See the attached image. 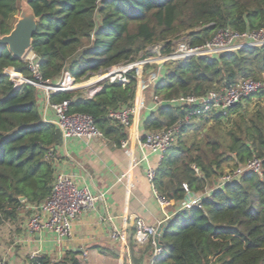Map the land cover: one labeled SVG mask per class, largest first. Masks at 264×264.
Segmentation results:
<instances>
[{
  "label": "trees",
  "instance_id": "16d2710c",
  "mask_svg": "<svg viewBox=\"0 0 264 264\" xmlns=\"http://www.w3.org/2000/svg\"><path fill=\"white\" fill-rule=\"evenodd\" d=\"M38 18L32 50L40 58L42 78L56 83L68 70L77 82L106 73L119 64L163 55L187 37L192 47L212 40L220 29L264 33V0H28ZM21 0H0V36L9 34ZM32 78L28 63L0 46V223L30 214L52 192L57 149L63 136L40 111V92L31 83L16 86L5 73ZM157 63H145L127 73L125 84L104 81L93 97L57 91L53 103L68 100L69 113L93 117L103 135L121 142L128 131L110 117L134 105L142 80ZM264 82V44L210 55L168 60L148 86V96L163 100L143 120L145 131L172 127L191 108L170 103L183 95H206L243 78ZM257 98L254 105V98ZM230 107L195 115L180 126L174 143L155 169L153 186L176 207L191 196L201 201L180 207L165 223L163 246L151 254L153 264H264V88ZM244 101V100H243ZM144 110V109H143ZM142 110V111H143ZM261 161V173L245 171L222 182V177ZM21 197H25L21 200ZM133 264L137 257L130 240ZM149 246L154 249L153 240ZM28 264H81L68 251L61 259L48 254L28 258ZM150 264V263H147Z\"/></svg>",
  "mask_w": 264,
  "mask_h": 264
},
{
  "label": "crops",
  "instance_id": "0c3cea01",
  "mask_svg": "<svg viewBox=\"0 0 264 264\" xmlns=\"http://www.w3.org/2000/svg\"><path fill=\"white\" fill-rule=\"evenodd\" d=\"M161 67L162 64H158L157 72L150 73L149 82L159 76ZM74 92L78 93L77 96H88L90 90ZM148 93L145 89L141 94L146 108L133 119L132 136L127 147L103 135L91 140L79 137L64 140L56 151L58 172L72 176L78 186H87L93 193L103 195L97 208L80 213L73 220L71 236L64 239L47 229L31 232L27 222L34 211L30 214L21 212L20 216H24L19 225L22 230L16 234L20 243L15 241L17 247L11 245L0 256L10 264H28V258L33 255L48 254L58 260L72 251L81 264H133L130 252L133 237L136 256H143L145 264H153L151 254L159 252L156 246L154 249L149 246L151 240L144 244L136 242L135 220L143 218L157 228L172 218L180 206L176 207L172 202L162 203L147 177L149 167L156 169L161 162L160 154L141 144V139L148 133L143 128V120L155 108L153 99L146 98ZM39 104L43 120L54 123L56 113L43 92H40ZM114 228L125 235L124 241L111 237Z\"/></svg>",
  "mask_w": 264,
  "mask_h": 264
},
{
  "label": "built area",
  "instance_id": "2783aa9c",
  "mask_svg": "<svg viewBox=\"0 0 264 264\" xmlns=\"http://www.w3.org/2000/svg\"><path fill=\"white\" fill-rule=\"evenodd\" d=\"M262 44H264L263 31L238 33L231 31L230 29H220L212 40L204 45L195 47L190 45L187 37H182L173 43L171 53L163 55L161 53L163 45L157 44L152 48V51L155 53L154 56L135 62L113 66L108 72L95 75L94 81L101 80L106 76V81L125 84L129 82L127 76L128 72L145 63L159 64L160 58L168 61L237 50L247 45L259 46ZM23 59L28 63L32 78L19 75L21 73L15 71L13 67L7 68L5 73L11 77L17 87L23 83H31L45 94L49 106L54 109L56 113L54 124L60 129L64 140L73 137L91 140L103 136V132L99 129L92 116L88 114L69 113L70 102L68 100L56 103L50 101L51 93L68 91L69 89L81 85L84 81L77 82L70 71L66 70L56 83H50L42 78L40 72V58L32 49ZM103 82L104 81H100L95 84L93 88L89 89L90 93L88 97H93L98 93L102 88ZM150 83L151 82L145 83L142 80V84L138 91L139 96L137 94L133 106L110 112V117L113 120L118 121L128 130L127 138H124L121 141L123 147H127L130 142L135 115L146 108L145 98L142 97L141 94L147 89ZM263 88L264 82L262 80L249 77L240 79L238 82L220 89L210 90L206 95H183L174 98L170 103L179 106L187 105L191 108L184 120L172 127L146 133L143 139H141V144L149 151L160 154L162 158L163 153L176 140L180 126L183 122L188 123L195 115H205L213 111L226 113V111L234 106L235 103L236 105L241 103L247 97L259 92ZM154 103L155 107H157L163 103V100L155 97ZM245 171H253L260 174L261 161L255 158L249 161L245 166H239L233 172L225 174L221 178L222 182L238 178ZM147 177L153 184L155 168L149 167ZM102 197V194L93 193L87 186H78L72 176L64 172H57L50 196L40 205L34 207L35 211L29 218L27 227L31 232L47 229L56 233L59 239L68 238L71 236L73 220L82 212L95 210ZM159 199L162 203H169L161 196H159ZM200 201L201 199L199 196H193L183 202L180 207L189 208L194 204H199ZM156 231V226L147 223L145 219L137 218L135 220L134 238L137 243L144 244L150 240L154 241ZM111 237L117 241L125 240V235L118 228H114ZM157 251L160 252L161 250L157 249ZM34 256L35 255L31 257ZM0 264L10 263L3 256H0Z\"/></svg>",
  "mask_w": 264,
  "mask_h": 264
},
{
  "label": "water",
  "instance_id": "95a60500",
  "mask_svg": "<svg viewBox=\"0 0 264 264\" xmlns=\"http://www.w3.org/2000/svg\"><path fill=\"white\" fill-rule=\"evenodd\" d=\"M38 28V18L35 15L34 10L30 6L27 0V6L21 11L13 30L7 34L0 36V46H7L10 52L17 58H24L26 54L32 49L33 38ZM94 76L85 80L81 85L76 88L69 89L68 91H76L80 89H91L100 81H106V76L98 81H94ZM54 85V84H53ZM236 103L234 104V106ZM25 197H21L24 200ZM167 229L166 223H161L157 227V231L154 235V242L156 249L161 250L164 240V232Z\"/></svg>",
  "mask_w": 264,
  "mask_h": 264
},
{
  "label": "rangeland",
  "instance_id": "374dc122",
  "mask_svg": "<svg viewBox=\"0 0 264 264\" xmlns=\"http://www.w3.org/2000/svg\"><path fill=\"white\" fill-rule=\"evenodd\" d=\"M26 6H27V0H21L20 12H19V15L17 17V20L20 17L22 9ZM164 62H166V60H161L159 64L164 63ZM155 72H157V69L152 70V74H154ZM19 75L24 76L23 74H19ZM149 77H151L150 74L147 75V77L144 79L145 83L149 82V80H148ZM146 98H149V96L147 95ZM255 101H257L256 97L254 98L253 103H251L250 105L251 106L254 105ZM242 104H243V106H242V108H243L244 106H246L247 101L246 100L242 101ZM19 217H20V219H18ZM23 217L24 216H20V214H19L16 218L4 219L0 223V255L2 254V252L8 251L9 248H11V245L17 247V245L15 244V241H17V243H20L19 236L17 237L16 234H19L22 230V228L19 225H20V220Z\"/></svg>",
  "mask_w": 264,
  "mask_h": 264
},
{
  "label": "bare ground",
  "instance_id": "6f19581e",
  "mask_svg": "<svg viewBox=\"0 0 264 264\" xmlns=\"http://www.w3.org/2000/svg\"><path fill=\"white\" fill-rule=\"evenodd\" d=\"M161 60H164V59H163V58H160V61H161Z\"/></svg>",
  "mask_w": 264,
  "mask_h": 264
}]
</instances>
